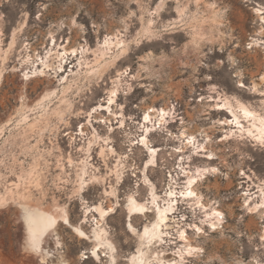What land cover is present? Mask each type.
<instances>
[{"label":"rangeland","instance_id":"1","mask_svg":"<svg viewBox=\"0 0 264 264\" xmlns=\"http://www.w3.org/2000/svg\"><path fill=\"white\" fill-rule=\"evenodd\" d=\"M263 18L264 0H0V264H128L139 241L129 223L153 215L130 217L128 197L146 200L152 187L151 210L169 192L175 209L143 246L155 251L148 264L264 261V136L218 101L264 118ZM117 34L126 50L90 68ZM64 44L86 51L42 70ZM188 174L193 193L181 197ZM29 205L63 208L88 237L60 223L36 252L25 244ZM180 228L192 243L182 255ZM99 233L116 263L104 247L96 257Z\"/></svg>","mask_w":264,"mask_h":264},{"label":"bare ground","instance_id":"2","mask_svg":"<svg viewBox=\"0 0 264 264\" xmlns=\"http://www.w3.org/2000/svg\"><path fill=\"white\" fill-rule=\"evenodd\" d=\"M151 26L152 20L147 23L146 30H149ZM51 39V46L55 45V37L52 36ZM112 48L118 50L119 53H123L126 50V43L122 35H107L104 37L103 41L98 46V51L95 53L94 62L92 65H90V68L96 66V70L100 72L105 67V65H107V63L104 61L106 60V57L109 55ZM79 49L81 50V52L86 51L85 46H82L81 48H67L65 44L61 47L56 46L54 50H51L49 48L48 53H46V56L41 61V69L44 70L43 68L47 69L51 66L53 68L62 67L63 64L67 62L69 58H71V56H73ZM78 64H80V62ZM43 72L44 71H42V73ZM24 75L26 79H28L30 76L27 72H25ZM262 79L264 80V74ZM50 91L52 92V90H47V92H45L42 98L47 96ZM218 101L220 102L222 108L226 107L231 109L233 111L232 113H234V116L237 115L236 111H240L241 116L245 118H250V120L252 121L250 124L251 129L256 131L258 137L264 136V118L261 115L256 114L248 104L241 101H237L234 104L228 97H221L218 99ZM165 114V111L159 112V116L161 117V119H163ZM149 116L150 110L146 113L145 118H148ZM143 134L144 135L141 140L144 142L146 139L147 131H144ZM155 152L156 149L151 150L150 160H153ZM193 178V175L188 174L185 181V185L180 191L181 197H188L190 194L193 193ZM172 195V192L167 193L164 204L159 206L156 210H151V207L153 206L156 200V195L154 193L153 187L151 188L149 197L146 200L138 199L134 194L129 195L128 213L130 217L142 215L148 216L150 212H152L153 215L152 219L148 223L143 225L141 229H137L132 225L131 222L129 223L132 232L139 236V241L136 249L131 254H129L128 264H148L150 258H153L155 256L154 250H152V253L149 255L146 253L143 246L145 244H152L156 239L158 240L164 235V228L162 227L163 225H165L168 219V215L170 213H174L175 209V202L172 198ZM198 201H200L199 198ZM262 203H264V196L262 197ZM93 210L96 211L100 216H103L105 211L100 204L93 205ZM26 214L27 215L25 216V244L36 252L43 251L44 244H46L47 242L48 235H50L51 232L56 231L60 223L70 225L73 228L74 232L80 235L81 238L88 237L87 233L80 226L71 224L69 215L66 210H64L63 208L59 209L58 206H56L55 208H42L36 205H29ZM178 233L184 241V248L181 249V255L182 253L190 252V250H192V243H190L186 239V230L184 228H180ZM98 236L100 239L94 245V253L96 257H99V252H97V249L99 247H104L107 250V253H109V256L111 257L112 261L116 263L118 253L116 245L106 233H99ZM59 242L60 241L56 242V244H60ZM63 263L67 264L66 260H64ZM258 264H264V261H261Z\"/></svg>","mask_w":264,"mask_h":264},{"label":"flooded vegetation","instance_id":"3","mask_svg":"<svg viewBox=\"0 0 264 264\" xmlns=\"http://www.w3.org/2000/svg\"><path fill=\"white\" fill-rule=\"evenodd\" d=\"M205 44H210V42H209V41H207V42H205Z\"/></svg>","mask_w":264,"mask_h":264}]
</instances>
